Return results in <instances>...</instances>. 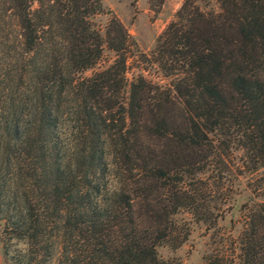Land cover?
<instances>
[{
  "label": "trees",
  "instance_id": "trees-1",
  "mask_svg": "<svg viewBox=\"0 0 264 264\" xmlns=\"http://www.w3.org/2000/svg\"><path fill=\"white\" fill-rule=\"evenodd\" d=\"M216 1L186 0L159 36L146 62L163 84L127 77L129 35L116 20L102 34L100 0H0L4 264H179L158 248L187 240L181 215L216 225L199 204L213 159L232 144L264 167V0ZM106 48L114 61L86 76ZM236 249L235 264H264V204Z\"/></svg>",
  "mask_w": 264,
  "mask_h": 264
},
{
  "label": "rangeland",
  "instance_id": "rangeland-1",
  "mask_svg": "<svg viewBox=\"0 0 264 264\" xmlns=\"http://www.w3.org/2000/svg\"><path fill=\"white\" fill-rule=\"evenodd\" d=\"M186 0H100L103 13L94 18L96 26L104 35L107 27L116 20L129 35L127 45L128 74L131 80L144 69L151 81L168 84L169 79L146 62L160 35L173 22ZM204 10L219 11L216 0H195ZM34 4V8H37ZM10 42V43H9ZM12 20L0 22V83L5 75L12 73ZM147 55V58L142 55ZM114 53L107 48L101 64L85 75L91 76L106 64L114 61ZM1 107V103H0ZM230 144L225 155L213 159L199 183L203 198L199 201L200 211L212 212L219 219L215 226L197 222L191 214L178 217L179 225L189 228L190 234L179 249L168 246L158 248L165 260L179 264H235L238 255L237 241L244 231L249 214L264 204V167L254 172L242 164L243 154ZM0 223V264L3 262Z\"/></svg>",
  "mask_w": 264,
  "mask_h": 264
}]
</instances>
